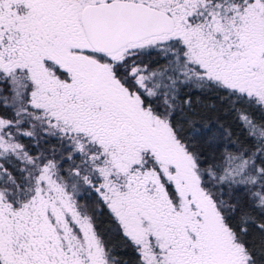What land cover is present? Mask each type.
I'll use <instances>...</instances> for the list:
<instances>
[{"label":"snow or ice","instance_id":"6c2138e0","mask_svg":"<svg viewBox=\"0 0 264 264\" xmlns=\"http://www.w3.org/2000/svg\"><path fill=\"white\" fill-rule=\"evenodd\" d=\"M192 88L249 146L201 158L173 122ZM93 205L135 264H257L264 0H0V264H121Z\"/></svg>","mask_w":264,"mask_h":264},{"label":"trees","instance_id":"16d2710c","mask_svg":"<svg viewBox=\"0 0 264 264\" xmlns=\"http://www.w3.org/2000/svg\"><path fill=\"white\" fill-rule=\"evenodd\" d=\"M152 59L158 58L153 55ZM160 62L162 63V61ZM186 93L190 95L191 109L185 108L183 113L177 112L173 117V122L181 129L184 138L191 142L194 150L201 154L202 159L211 158L216 150L215 145L209 143V137L216 135L219 138L222 132L231 133V141L227 136H224L222 142H232L237 147L249 146L246 134L236 119V112L232 110L231 101L225 97L224 93L200 91L195 88L187 89ZM236 107H240V105L237 104ZM249 111L255 120H261L262 114L260 112ZM189 121L194 122L195 127L200 130L198 135L193 136ZM218 142L221 141L218 140ZM32 150L35 151V149ZM93 206L96 208L94 222L98 233L113 250L121 264H135V252L120 235L108 210L102 205ZM233 222L237 223V220L234 219ZM244 239L250 246L254 247L257 264H264V235L249 225L248 233Z\"/></svg>","mask_w":264,"mask_h":264}]
</instances>
